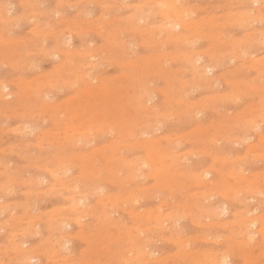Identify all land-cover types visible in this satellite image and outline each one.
<instances>
[{
    "label": "rangeland",
    "instance_id": "1",
    "mask_svg": "<svg viewBox=\"0 0 264 264\" xmlns=\"http://www.w3.org/2000/svg\"><path fill=\"white\" fill-rule=\"evenodd\" d=\"M169 1L0 0V264H264V0Z\"/></svg>",
    "mask_w": 264,
    "mask_h": 264
},
{
    "label": "bare ground",
    "instance_id": "2",
    "mask_svg": "<svg viewBox=\"0 0 264 264\" xmlns=\"http://www.w3.org/2000/svg\"><path fill=\"white\" fill-rule=\"evenodd\" d=\"M163 1H167V2H169L170 3V1L169 0H163ZM143 5V4H142ZM174 6V5H173ZM171 7V11H169V13H168V15L170 16V15H172V16H174V18H176L178 21L176 22V23H174V25H172L170 22L168 23L171 27H173V28H176V27H181V28H183V29H188V27H189V25H188V23L186 22V21H183L182 20V18L180 19V17H179V11L178 10H176L174 7ZM1 7H3V6H0V8ZM33 9H34V7H32ZM145 8V7H144ZM2 9V11L3 12H6L7 13V10L5 9V6L3 7V8H1ZM141 9V8H140ZM143 10V9H142ZM149 10V7H146V9L144 10V11H148ZM1 12V11H0ZM3 12H1L2 14H4V16H6V13H3ZM1 17V16H0ZM7 17V16H6ZM200 25V24H199ZM146 33V32H145ZM144 34V33H143ZM167 38L169 39V40H172V39H175V35L171 32V33H169L168 34V36H167ZM213 38V37H212ZM192 53H194V52H192ZM58 56H59V54H58ZM68 57L67 55H65L64 54V58L66 59V57ZM186 58V57H185ZM189 58V57H188ZM199 61V60H198ZM197 61V62H198ZM246 62V61H245ZM201 68V70L203 69L205 72H207V69L209 68L208 66H205V67H200ZM197 70V69H196ZM197 77L198 78H203V73L200 71V72H197ZM7 88V86L6 85H1L0 84V91H4L5 89ZM262 88V87H261ZM7 95H9L8 93H7ZM40 96H38L37 95V97H36V99H35V101L37 100V99H40L39 98ZM151 95H148L147 97H146V99L144 100L145 102H150L151 101ZM143 99V98H142ZM139 101V100H138ZM137 101V102H138ZM143 103V102H142ZM142 103H140L139 102V104H142ZM139 106V105H138ZM45 106H40L39 107V109H43ZM140 107V106H139ZM141 108V107H140ZM27 126V128H26V130L27 129H31V128H33V127H30V126H28V125H26ZM28 132L30 131V130H27ZM246 151V150H245ZM114 154H112V156L111 157H107L106 158V160H107V162L109 163H111L112 164V161L114 160ZM251 156H254V155H251ZM260 158H262V157H260ZM264 158V157H263ZM151 160L149 159V160H146V161H144L143 162V164H150L151 162H150ZM214 161V160H213ZM118 167H120L121 168V170L122 171H124V173H125V177H123V179L120 181V182H122V183H129L130 182V180L131 179H134L135 177H136V174L135 173H131V171H132V168H131V166L130 165H128V163H125L124 161H121V163H120V165L118 166ZM68 171V168H67V166H66V163H65V160L64 159H58L53 165H51V168H49L48 170H46V168H45V166H43V168H42V172H44V173H46V174H48V176L50 177V179H51V182H50V184H49V191L50 192H52V193H54V192H58V190H60V191H63V192H68L69 191V189H70V186H72V188L73 189H79L78 188V185H77V183L75 182V181H73V180H67V183H68V189H66L65 190V187H66V185H64V186H62V182H63V178H64V176H66V172ZM108 171L109 172H113V168H108ZM201 176H203V177H206V176H209L210 175V172H208V171H203V172H201ZM59 176H61V177H59ZM247 178H250V176H248ZM198 181V180H197ZM70 184V185H69ZM96 185H98L97 183H95ZM96 185H95V187H96ZM259 187V186H258ZM254 188V187H253ZM81 192L83 191V190H80ZM254 192V191H253ZM74 199V198H73ZM73 199H72V201H70V199H67V200H69V210H68V212L67 213H65V212H61L60 213V215L65 219H68V217L70 218V219H75L76 217H77V205L78 204H80V205H82L81 206V208H82V212L83 213H86V210H87V208H88V205H86V197L85 196H80V197H78L77 198V204H76V201H73ZM249 210V209H248ZM224 213H226V211H224ZM67 215H68V217H67ZM242 215V214H241ZM66 223L65 224H67V221L66 220H64ZM236 221V220H235ZM259 221V222H258ZM61 222V221H60ZM261 222V220L260 219H258V218H256V219H253V220H251V221H245V222H243V223H241V226L244 228V229H248V228H250L251 226H254V225H256V224H258V223H260ZM264 223V222H263ZM64 224V225H65ZM63 225V223L61 222V227L62 226H64ZM135 226V225H134ZM238 226V225H237ZM60 227V228H61ZM133 227V226H132ZM63 228V227H62ZM231 228V227H230ZM57 232H58V229H59V227L58 226H56L55 228H54ZM226 229H228V227L226 228ZM61 231V230H60ZM12 234V233H11ZM16 234V233H15ZM249 236V235H248ZM61 242V241H60ZM66 243H69V241H66ZM263 246V245H262ZM182 248V247H181ZM184 248V247H183ZM141 249V248H140ZM255 249V248H254ZM243 250V249H242ZM248 251H250V250H248ZM255 251V250H254ZM143 252V251H142ZM240 252V251H239ZM244 252V251H243ZM251 252V254H252V251H250ZM254 253V252H253ZM261 254H262V251L260 252ZM129 254V253H128ZM246 254V253H245ZM255 255V254H254ZM245 256H247V254L245 255ZM262 256V255H261ZM139 257V256H138ZM137 257V258H138ZM21 260H22V262L24 263V264H29L32 260H35L36 259V257H33V256H30V253L26 250V251H21ZM252 258V257H251ZM227 259H228V256L227 255H223V256H221L220 257V262L221 263H223V262H226L227 261ZM250 262V261H249ZM256 262V261H255ZM264 262V261H263ZM167 264V263H166Z\"/></svg>",
    "mask_w": 264,
    "mask_h": 264
}]
</instances>
